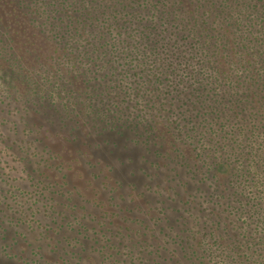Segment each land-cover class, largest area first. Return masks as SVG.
<instances>
[{"label":"trees","instance_id":"16d2710c","mask_svg":"<svg viewBox=\"0 0 264 264\" xmlns=\"http://www.w3.org/2000/svg\"><path fill=\"white\" fill-rule=\"evenodd\" d=\"M113 1V20L100 18L107 4L91 11L90 60L112 58L121 91L97 107L96 131L117 140L108 142L115 149L121 143V166L128 156L134 163L133 145L145 164L138 172L169 183L157 193L173 205L145 206L188 264H264V0H202L208 14L234 19V30L196 21L176 28L171 20L183 18L163 0L154 20L142 11L139 22L130 6L152 0ZM225 30L236 38L205 35ZM137 197L143 201L145 191ZM143 246L125 263L165 264L163 248Z\"/></svg>","mask_w":264,"mask_h":264},{"label":"rangeland","instance_id":"374dc122","mask_svg":"<svg viewBox=\"0 0 264 264\" xmlns=\"http://www.w3.org/2000/svg\"><path fill=\"white\" fill-rule=\"evenodd\" d=\"M162 4L183 18L182 22L171 20L176 28L191 27L196 21L202 29H221L224 25L234 30V19L225 21L215 11L208 14L209 10L201 6L202 0H163ZM6 26L5 16L0 13V34L12 39ZM223 33L205 35L236 38L231 31ZM43 35L45 38L36 42L37 52L33 47L34 53L25 42L18 47L16 40L11 41L12 59L20 63L21 57H26L21 68L7 69L12 59L7 50L0 53V95L10 93L11 97L13 93L20 108L25 103L32 108L29 123L25 119L24 135L13 123L18 115L6 114L0 106V264H129V260L125 263V255L140 254L141 245L163 248L165 264H188L175 247L165 244L145 206H157L158 200L161 205L162 200H166L165 206L173 205L168 194L157 193L167 192L169 183L163 178L155 182L138 172L145 164H140L136 156L140 149L133 145L134 163L129 164L128 156L126 167L121 166L122 158L118 157L125 153L121 143L115 149L108 144L112 137L100 136L94 128V123H101L94 121L97 107L111 102L113 93L107 102H101L103 98L92 92L90 104V97L84 94L83 100L77 94L76 81L68 84V91L57 93L49 78L37 73L35 65H40L45 75L53 73L52 69L60 73L67 66L62 62L65 46ZM55 49L59 53L53 52ZM27 65L30 70L25 68ZM72 74L83 78L78 69ZM26 87L31 91L24 103L21 92ZM114 94L121 96L120 90ZM142 191L146 193L143 201L137 197Z\"/></svg>","mask_w":264,"mask_h":264},{"label":"flooded vegetation","instance_id":"af4514ba","mask_svg":"<svg viewBox=\"0 0 264 264\" xmlns=\"http://www.w3.org/2000/svg\"><path fill=\"white\" fill-rule=\"evenodd\" d=\"M156 2H158V0H152V5L143 8H139L141 5L136 4V7L130 6L131 9L128 11L131 12L134 10L135 12H140L139 22L142 21V11L149 14L148 18L150 17L154 20L153 16L157 13ZM115 3L118 2L113 0H0V13L5 16L7 24L6 33H10L11 36L13 34L12 39L9 35V37H7V35L4 37V33L0 34V53H3V50H7V55L11 57V53H13L12 40H16L15 43L18 47L22 41L23 43L25 42L31 49L30 53H34V50L37 52L36 42L44 39L43 33H45L53 38V41L57 40L65 46L61 52L64 51V59L62 62L63 64L67 63V66L63 67L60 73H56V70L52 69L51 71L53 73L45 75V71L39 67L40 65H35V68H38L36 69V71H38L37 73H40L42 78H49V82L54 85L56 92L59 94L68 91V84L76 81L79 84L76 88V92L83 100L84 94L90 97V93L93 92L101 99L103 98L101 102H107L110 93H113L112 96H114L115 91L119 89L118 84H116L117 71L114 73L113 70L115 69L111 70L109 68L115 63L114 60L109 63V60L112 58L103 57L100 60H90V55L93 56L95 54L93 51H90V38H92L90 35L94 36L90 31V25L96 26L97 24L95 21L97 18L93 16L91 11L95 8V10L99 12V10L104 9L102 6L107 4L109 6L108 13L103 14L100 18L101 20L105 18L113 20L111 17L114 16V10H112V8ZM131 4H133V2ZM121 9L126 14V9ZM152 24L154 25L155 23L152 22ZM53 52L59 53V49H55ZM10 59H12V57ZM20 60L22 61L19 63L17 58L12 59V64H7V69L8 66L13 69L17 67L21 68L22 62L27 60L26 57L23 58V56ZM69 61L73 63L69 64ZM25 68L30 70L28 65ZM75 69H78L83 74V78L79 77L78 79L73 76L72 71ZM118 69H121V67ZM60 85L61 87H67L61 88ZM28 89L29 87H26L21 92L23 102L27 99L26 96H24L25 93L23 95V92L25 90L28 91ZM30 91L27 96H29ZM71 94L74 97V93ZM11 97L13 99H11ZM11 97L10 93L2 96L0 95V106L6 114L10 113L13 117L18 115L16 120L14 119L13 121L14 126L16 125L18 132L25 135V124L29 123V110L32 108H30L31 106L29 103L27 104L25 102V107L20 108L19 105L16 104L18 99L14 100L15 97L13 93ZM45 99H47V97H44L43 101H46ZM22 119L24 121H22ZM98 133L100 136H105L108 132H104L103 134L98 131Z\"/></svg>","mask_w":264,"mask_h":264}]
</instances>
